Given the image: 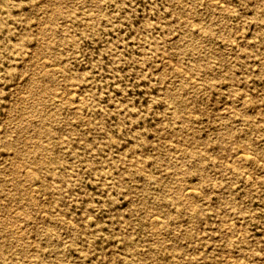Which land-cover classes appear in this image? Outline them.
Returning a JSON list of instances; mask_svg holds the SVG:
<instances>
[{"label": "rangeland", "instance_id": "374dc122", "mask_svg": "<svg viewBox=\"0 0 264 264\" xmlns=\"http://www.w3.org/2000/svg\"><path fill=\"white\" fill-rule=\"evenodd\" d=\"M263 110L264 0H0V264H264Z\"/></svg>", "mask_w": 264, "mask_h": 264}, {"label": "bare ground", "instance_id": "6f19581e", "mask_svg": "<svg viewBox=\"0 0 264 264\" xmlns=\"http://www.w3.org/2000/svg\"><path fill=\"white\" fill-rule=\"evenodd\" d=\"M247 1H248V0H247ZM239 3H240V2H239ZM222 4H223V3H222ZM224 6H225V4H224ZM52 9H53V8H52ZM49 19H50V18H49ZM188 19H189V18H188ZM65 22H66V21H65ZM53 24H54V23H53ZM233 30H234V29H233ZM37 45H38V44H37ZM39 47H40V46H39ZM237 50H238V49H237ZM39 57H40V56H39ZM44 57H45V56H44ZM44 57H43V58H44ZM38 59H39V58H38ZM49 64H50V63H47V62H45V61H43V63H41V65L43 66L44 70H46V69L49 68ZM53 64H55V63H53ZM53 64H51V65H53ZM58 65H59V64H58ZM173 65H174V64H173ZM59 66H60V65H59ZM51 67L53 68L54 66H51ZM174 67H175V68H176V67L179 68L178 65H176V66H174ZM175 68H174V69H175ZM180 68H181V67H180ZM174 69H173V70H174ZM42 70H43V69H42ZM42 70H41V71H42ZM178 70H179V69H178ZM41 71H40V72H41ZM174 71H175V70H174ZM183 72H184V70H183ZM183 72H182V73H183ZM185 73H188V72H185ZM183 74H184V73H183ZM183 74H182V75H183ZM187 75H188V74H187ZM188 76H190V75H188ZM190 77H193V76L191 75ZM193 78H194V77H193ZM191 79H192V78H190V80H191ZM194 79H195V78H194ZM194 79H193V80H194ZM186 80H187V79H186ZM195 80H196V79H195ZM195 80H194V81H195ZM30 82H31V81H30ZM30 82H29V83H30ZM194 85H195V84H194ZM198 85H199V84H198ZM42 87H43V86H42ZM67 87H68V86H67ZM198 87H199V86H198ZM62 92H63V91H62ZM62 95H63V94H62ZM66 96H67V95H66ZM245 96H246V95H244V97H245ZM77 97H78V96H77ZM242 97H243V96H242ZM60 98H61V97H60ZM65 98H66V97H65ZM239 98H240V97H239ZM239 98H238V99H239ZM247 98H248V97H247ZM240 99H241V98H240ZM63 100H64V99H63ZM75 100H76V99H75ZM77 100H78V99H77ZM71 101H72V103L74 102L73 100H71ZM61 102H62V101H61ZM68 102L71 103L70 101H68ZM241 103H242V102H241ZM241 103H240V104H241ZM227 104H228V103H227ZM75 107H76V106H75ZM262 107H263V106H262ZM76 108H77V107H76ZM256 108H257V107H256ZM258 108H259V107H258ZM234 109H235V107H234ZM262 109H263V108H262ZM235 110H236V109H235ZM263 111H264V110H263ZM256 112H257V111H256ZM22 113H23V112H22ZM259 113H260V112H259ZM195 114H196V113H195ZM260 114H261V113H260ZM250 115H251V114H250ZM16 116H17V115H16ZM39 129H40V128H39ZM50 132H51V131H50ZM62 135H63V134H62ZM168 140H169V139H168ZM171 143H172V142H171ZM191 148H193V147H191ZM189 149H190V148H189ZM241 149H242V148H240V150L237 151V153H236V158L239 159V160H241L243 163H244V162H248V161H249V156H248L247 153L245 152L246 149H245V150H241ZM191 150H192V149H191ZM248 153H249V152H248ZM234 158H235V156H234ZM234 158H233V159H234ZM229 159H230V158H229ZM41 160H42V162H43V158H42ZM32 161H34V159H33ZM38 161H39V160H38ZM221 161H222V160H221ZM236 161H237V160H236ZM34 162H35V161H34ZM40 162H41V161H40ZM226 162H229V161H226ZM8 163H9V162H8ZM14 163H15V162H14ZM31 163H32V162H31ZM43 163H44V162H43ZM25 165H26V164H25ZM35 165H36V164H35ZM227 165H228V163H227ZM14 166H16V165L14 164ZM243 166H244V164H243ZM26 167H28V165H27ZM29 168H30V167H29ZM234 168H235V167H234ZM19 169H20V168H19ZM21 169H22V168H21ZM25 169H27V168H25ZM25 169H24V170H25ZM31 169H32V168H31ZM247 169H248V168H247ZM24 170H23V171H24ZM28 170H29V169H28ZM32 170H33V169H32ZM32 170H31V171H32ZM25 171H26V170H25ZM241 171H242V170H241ZM15 173H16V172H15ZM26 173H28V172L26 171ZM24 175H25V174H24ZM24 175H23V176H24ZM26 176H27V175H25L24 177L26 178ZM29 176H30V175H29ZM24 177H23V179H24ZM243 177H244V176H243ZM250 177H251V176H250ZM25 180H26V179H25ZM253 180H254V179H253ZM253 180H252V181H253ZM246 184H247V183H246ZM31 185H33V184H31ZM29 186H30V185H29ZM182 187H183V186H182ZM193 187H194V186H193ZM193 187H191V185H190V187H184V189L181 191V192H182V195L186 196L187 198L190 197V196H193V195H194V192H195V191H194L195 188L193 189ZM32 189H33V187H32ZM30 190H31V189H30ZM196 190H197V187H196ZM32 192H33V191H32ZM32 192H31V193H32ZM29 193H30V192H29ZM34 195H35V194H34ZM180 195H181V194H180ZM28 196H29V195H28ZM35 197H36V196H35ZM45 197H46V196H45ZM197 197H198V196H197ZM46 200L48 201L49 199H46ZM45 202H46V201H44V203H45ZM41 203H42V202H41ZM44 203H43V204H44ZM47 203H48V202H47ZM45 204H46V203H45ZM191 205H192V203H191ZM193 206H194V205H193ZM187 209H188V208H187ZM16 210H17V209H16ZM41 211H42V210H40V212H41ZM191 211H192V210H191ZM8 212H9V211H8ZM42 212H43V211H42ZM12 213H14V212L12 211ZM26 214H27V213H26ZM29 214H30V213H29ZM38 214H39V212H38ZM20 215H21V214H20ZM31 215H32V214H31ZM39 215H40V214H39ZM15 216H17V215H15ZM59 216H60V214H59ZM85 216H86V215H85ZM155 216H156V215H155ZM155 216H154V217H155ZM65 217H66V216H65ZM67 218H68V217H67ZM67 218H66V219H67ZM83 218H84V217H83ZM60 219H62V218H60ZM69 219H70V218H69ZM156 219H157V218H155V220H156ZM150 220H151V219H150ZM10 221H11V220H10ZM69 221H70V220H69ZM228 222H229V221H228ZM5 223H6V222H5ZM224 223L226 224L227 221L224 222ZM157 224H158V223H157ZM157 224H156V225H157ZM227 224H228V223H227ZM9 225H10V224H9ZM71 225H72V224H71ZM154 226H155V225H154ZM157 227H159V226H157ZM237 227H238V224H237ZM17 228H18V227H17ZM15 229H16V228H15ZM236 229H237V228H236ZM238 229H239V228H238ZM156 231H157V230H156ZM230 231H232V229H231ZM230 231H229V232H230ZM239 231H240V230H239ZM229 232H228V233H229ZM157 233H159V232H157ZM154 234H155V233H154ZM229 234H230V233H229ZM232 234H233V231H232ZM235 234H237V233H235ZM230 235H231V234H230ZM20 241H21V240H20ZM64 243H65V242H64ZM139 254H140V253H139ZM171 256H172V255H171ZM239 260H240V261H239ZM234 261H235V262L238 261V263H239V262H241V259H238L237 261L234 260ZM239 264H240V263H239Z\"/></svg>", "mask_w": 264, "mask_h": 264}]
</instances>
